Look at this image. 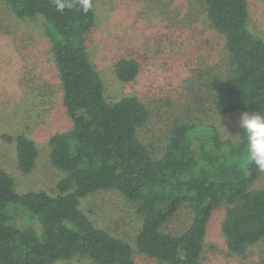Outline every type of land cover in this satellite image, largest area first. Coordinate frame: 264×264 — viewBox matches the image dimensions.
Masks as SVG:
<instances>
[{
	"label": "trees",
	"instance_id": "trees-1",
	"mask_svg": "<svg viewBox=\"0 0 264 264\" xmlns=\"http://www.w3.org/2000/svg\"><path fill=\"white\" fill-rule=\"evenodd\" d=\"M1 1L18 19L42 18L48 36L54 35L70 129L48 142L50 161L64 174L55 194L17 192L0 169V264L74 258L135 264L133 246L96 226L82 209L84 200L104 191H116L134 205L141 220L134 247L158 264H202L212 215L222 206L221 233L229 252L243 253L264 239V188L257 186L263 172L246 159L243 130L236 142L202 119L209 108L221 117L264 111V39L252 31L248 0H192L202 4L205 23L222 37L224 49L219 61L206 62L191 82L185 80L183 119L171 120L158 153L148 133L141 134L151 120L148 106L135 95L107 100L85 39L95 25L93 4L85 13L80 0H63L72 5L63 12L55 0ZM114 72L121 83H133L140 63L121 58ZM16 148L18 169L31 173L36 142L20 134ZM182 205L193 213L191 224L178 234L166 232Z\"/></svg>",
	"mask_w": 264,
	"mask_h": 264
},
{
	"label": "rangeland",
	"instance_id": "rangeland-1",
	"mask_svg": "<svg viewBox=\"0 0 264 264\" xmlns=\"http://www.w3.org/2000/svg\"><path fill=\"white\" fill-rule=\"evenodd\" d=\"M248 1L252 31L264 39V0ZM92 4L95 25L85 39L105 84L107 100L112 103L135 95L148 106L151 120L141 134L148 133L145 138L158 153L171 120L183 119L185 80L191 82L206 62L219 61L224 41L205 23L202 4L192 0H92ZM42 21L40 17L18 19L0 0V169L13 179L17 192L55 194L64 174L50 161L48 142L52 135L68 131L70 121L53 55L56 40L54 35L48 36ZM121 58L139 61L135 82L117 79L114 65ZM241 115L221 117L209 108L202 119L219 127L223 137L238 142ZM20 134L34 140L38 149L35 168L29 174L17 165L16 138ZM257 186L264 188V172ZM82 209L96 226L133 246L135 264H158L134 247L141 220L134 205L120 193L99 192L84 200ZM225 215V206L212 215L202 264H264V239L247 246L243 253L228 251L221 233ZM192 220L191 209L182 205L165 231L184 232ZM26 224L29 226L28 220ZM56 264L92 263L74 258Z\"/></svg>",
	"mask_w": 264,
	"mask_h": 264
},
{
	"label": "clouds",
	"instance_id": "clouds-1",
	"mask_svg": "<svg viewBox=\"0 0 264 264\" xmlns=\"http://www.w3.org/2000/svg\"><path fill=\"white\" fill-rule=\"evenodd\" d=\"M55 3L59 12L72 6L63 0H55ZM80 7L87 13L92 7V0H80ZM240 127L245 138L244 152L247 161L264 172V111H245L240 117Z\"/></svg>",
	"mask_w": 264,
	"mask_h": 264
}]
</instances>
